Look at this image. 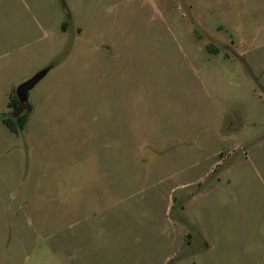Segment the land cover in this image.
Masks as SVG:
<instances>
[{"label":"rangeland","instance_id":"1","mask_svg":"<svg viewBox=\"0 0 264 264\" xmlns=\"http://www.w3.org/2000/svg\"><path fill=\"white\" fill-rule=\"evenodd\" d=\"M0 264H264V0H0Z\"/></svg>","mask_w":264,"mask_h":264},{"label":"water","instance_id":"2","mask_svg":"<svg viewBox=\"0 0 264 264\" xmlns=\"http://www.w3.org/2000/svg\"><path fill=\"white\" fill-rule=\"evenodd\" d=\"M44 74V71H41L34 76H32L30 79L22 82L16 87L15 94L19 101L18 107L15 111V114L23 113L27 110L28 107V101H27V95L28 92L34 87L36 82L42 77Z\"/></svg>","mask_w":264,"mask_h":264},{"label":"trees","instance_id":"3","mask_svg":"<svg viewBox=\"0 0 264 264\" xmlns=\"http://www.w3.org/2000/svg\"><path fill=\"white\" fill-rule=\"evenodd\" d=\"M19 104V101L16 97V94L12 97V99L8 102V105L13 107L15 110L17 109ZM30 105L28 104L27 110L30 109ZM27 110L23 113L20 114H15L14 116L11 117H4L2 118V122L4 125L13 132H17L18 130L22 129L27 121Z\"/></svg>","mask_w":264,"mask_h":264}]
</instances>
